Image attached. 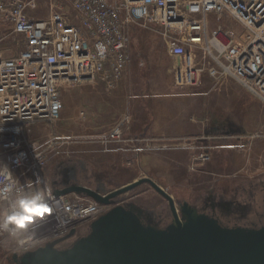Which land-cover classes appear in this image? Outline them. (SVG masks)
<instances>
[{"label":"built area","instance_id":"1","mask_svg":"<svg viewBox=\"0 0 264 264\" xmlns=\"http://www.w3.org/2000/svg\"><path fill=\"white\" fill-rule=\"evenodd\" d=\"M42 2L0 0V207L21 192L40 190L53 210L20 232L19 254L59 240L108 210L85 196L53 194L44 174L48 155L63 158L74 139L57 136L40 144L30 131L38 121L60 119L63 89L97 79L113 89L124 80L134 30L160 37L175 60L170 75L176 90L199 88L204 78L214 84L231 79L264 105V0H71L75 23L52 8L37 17ZM232 27L243 35L232 34ZM123 128L97 136L99 142L117 143L131 161L157 148L145 137H124ZM208 157L201 151L196 158ZM18 233L0 229V237Z\"/></svg>","mask_w":264,"mask_h":264},{"label":"rangeland","instance_id":"2","mask_svg":"<svg viewBox=\"0 0 264 264\" xmlns=\"http://www.w3.org/2000/svg\"><path fill=\"white\" fill-rule=\"evenodd\" d=\"M51 8L69 23L76 22L71 0H43L36 16H48ZM232 34L240 37L243 31L240 27H232ZM131 40V88L127 89L129 83L122 80L116 89L107 90L105 84L106 88L100 86V80H95L63 89L60 91L63 103L60 119L52 123H34L30 138L42 144L57 136L73 137V144L59 160L64 161L68 156L71 161L83 162L88 178H80L78 184L91 189L111 192L149 177L173 199L176 208L183 202L198 207L213 200L241 205L249 203L264 209L261 192L264 189V105L231 80L214 84L206 79L198 89L185 92L205 94L203 97L171 98L170 95L176 96L183 91L172 85L170 71L175 60L167 55L160 37L154 31L136 29ZM139 62L143 63L142 66ZM216 96L218 101H213ZM110 103L115 115L105 118L102 111L105 107L109 109ZM164 105H168L172 118L178 110L189 109L186 121L198 125L176 133L142 131L139 126L146 124L147 120L152 121L153 113L158 117ZM95 110L101 111L97 121L100 126L88 122V114ZM132 111H140L141 115L138 113V116L129 118ZM201 123L206 125L204 132L199 128ZM115 126L124 127V137L141 135L151 142L150 146L157 148L147 150L138 161H131V154L118 151L121 147L117 143L104 147L97 136L106 134ZM201 151L209 155L205 162L196 158ZM48 157L44 174L50 179L59 160L50 154ZM115 202L131 203L155 214L163 211L170 214L168 202L148 184L122 194ZM106 212L103 211L102 215ZM89 224L76 225L68 235L56 240L61 243L54 248H67L68 244L87 233ZM21 237L20 232L16 237H0V264H14L12 257L22 255L17 249Z\"/></svg>","mask_w":264,"mask_h":264},{"label":"water","instance_id":"3","mask_svg":"<svg viewBox=\"0 0 264 264\" xmlns=\"http://www.w3.org/2000/svg\"><path fill=\"white\" fill-rule=\"evenodd\" d=\"M70 182H52L53 194L85 196L109 207L108 211L67 248H54L60 242L54 241L14 255V264H264V223L252 222L264 217V209L259 214L252 204L226 202L214 203L210 212L186 202L176 208L149 177L111 192ZM141 184H148L168 202L170 214H155L131 203L116 204L117 197ZM261 192L263 200L264 189Z\"/></svg>","mask_w":264,"mask_h":264},{"label":"clouds","instance_id":"4","mask_svg":"<svg viewBox=\"0 0 264 264\" xmlns=\"http://www.w3.org/2000/svg\"><path fill=\"white\" fill-rule=\"evenodd\" d=\"M52 211L43 191L21 192L5 207H0V229L11 234L25 232L45 216L51 215Z\"/></svg>","mask_w":264,"mask_h":264},{"label":"crops","instance_id":"5","mask_svg":"<svg viewBox=\"0 0 264 264\" xmlns=\"http://www.w3.org/2000/svg\"><path fill=\"white\" fill-rule=\"evenodd\" d=\"M132 46V45H131ZM131 51H132V49H131ZM131 64H132V62H131ZM142 62H139V65H141L142 66ZM131 70H132V66L130 65V67H129V69H128V71L126 72V74H125V79H124V81H126L127 83H129L128 84V86L129 87H127V89H129V88H131L132 87V77H131ZM133 76V75H132ZM98 80V79H97ZM204 80H206V78H204ZM204 80H203V84H204ZM208 80V79H207ZM228 80H231V79H227V80H225V81H223V82H226V81H228ZM99 81V80H98ZM209 81V80H208ZM232 81V80H231ZM122 82V81H121ZM120 82V83H121ZM125 82V83H126ZM171 82H173L172 81V77H171ZM212 82V81H211ZM222 82V83H223ZM120 83H118L117 85H116V87L115 88H113V89H116L117 88V86L120 84ZM126 83V84H127ZM100 86L101 85H103L104 87H105V85H104V83H102L101 81H100ZM172 85H173V83H172ZM106 88V87H105ZM194 89H198V88H191V89H185V90H183V92L182 93H177V95L176 96H174V95H170V97L171 98H187V97H189L190 95L192 96H198V97H203V96H205V94H196L195 92H193V93H185L187 90H194ZM107 90H108V88H107ZM198 93V92H197ZM226 94H229V93H226ZM217 98H219V97H215L214 99H213V101L214 100H216V101H218L217 100ZM111 100L113 99V97H111L110 98ZM178 101H180V100H178ZM140 102H143V100H140ZM111 104L112 103H110L108 106H111ZM113 105V104H112ZM179 112H175V114L173 115L174 117L172 118V116L171 115H169L170 113V109L168 108V105H167V107H166V105H164L163 106V110H162V112L159 114L158 113V117L156 116L157 114H155V113H153V120L151 121H148L147 120V122H146V124H143V126H139V128H143L142 129V131L143 130H155V131H158V132H166L167 131V133H171L172 131V133H176L175 131H180V130H186L189 126H191V127H193V126H197L198 125V123H191V122H189V121H186V119H185V115L186 114H189V112H190V110L189 109H187V108H185V109H180V110H178ZM103 112V114H106L105 115V118L106 117H108L109 115L110 116H114L115 115V113H114V109H113V107L111 106L109 109H107L106 107H105V109L102 111ZM131 114H129V118H131V117H136V116H138V113H140V111L138 112V111H136V113H133V111L132 112H130ZM100 114H101V111H98V110H95L94 111V113L92 112V114H88V122H89V124H93V126H96V125H99L100 126V123L98 124V117L100 116ZM96 115V116H95ZM140 115H141V113H140ZM135 120H137V119H135ZM171 120V121H170ZM152 122V123H151ZM136 124V123H135ZM201 126L199 127L200 128V130H201V132H204V129L206 128V125L204 124V123H201L200 124ZM211 125V124H210ZM148 128V129H145V128ZM209 128V127H208ZM207 130V129H206ZM137 136H141V135H137ZM58 163V162H57Z\"/></svg>","mask_w":264,"mask_h":264},{"label":"flooded vegetation","instance_id":"6","mask_svg":"<svg viewBox=\"0 0 264 264\" xmlns=\"http://www.w3.org/2000/svg\"><path fill=\"white\" fill-rule=\"evenodd\" d=\"M87 173V168L85 166V164H83V162L80 161H72L69 163H63L61 165H56L55 166V170L52 174V177L50 178L51 183L55 182L57 184H59L60 182H66L67 180H72L75 182H79L80 178H84L87 179L88 176L86 175ZM219 203L222 201H213V200H207L205 202H203L200 206L196 207L198 210L201 209H206L208 212H210L211 210V205H213L214 203ZM226 203H231L234 204L232 202H226ZM161 214V212H159ZM223 215L226 214V211L223 210L222 211ZM231 219H227L226 222L230 223Z\"/></svg>","mask_w":264,"mask_h":264},{"label":"bare ground","instance_id":"7","mask_svg":"<svg viewBox=\"0 0 264 264\" xmlns=\"http://www.w3.org/2000/svg\"><path fill=\"white\" fill-rule=\"evenodd\" d=\"M256 210H257V212H258L259 214H261V212H262V208H258V207H256ZM259 219H260L259 222L257 221V220H258L257 218L253 219L252 222H254V223L257 224V225H258V223H259V224L264 223V217H263V218H259Z\"/></svg>","mask_w":264,"mask_h":264}]
</instances>
